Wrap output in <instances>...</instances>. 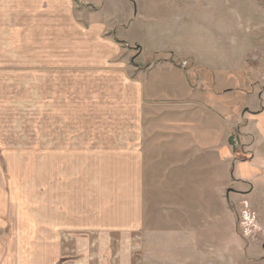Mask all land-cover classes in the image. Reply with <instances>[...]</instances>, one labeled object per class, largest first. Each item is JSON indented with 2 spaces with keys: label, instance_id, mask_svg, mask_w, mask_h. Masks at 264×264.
<instances>
[{
  "label": "rangeland",
  "instance_id": "obj_1",
  "mask_svg": "<svg viewBox=\"0 0 264 264\" xmlns=\"http://www.w3.org/2000/svg\"><path fill=\"white\" fill-rule=\"evenodd\" d=\"M68 6L63 32L69 38L68 75L51 73L60 68L35 70L32 76L24 74L29 70H0V163L10 192L15 165L24 175L25 209L43 210L45 131L51 117L64 115L70 132L103 126L91 118L106 121L111 114H125L110 97L109 85L125 78L150 82L156 69H162L158 79L176 84L170 93L184 96V80L170 77L168 70L187 78L208 105L217 124L205 136H224L229 183H218L217 170L214 175L204 170L210 156L183 153L192 141L185 131L191 121H183L177 129L185 133L170 141L166 133L177 130L171 129L173 120L150 112L148 130L162 132L152 137L147 151L142 240L147 258L158 264H264V0H69ZM130 8L132 18L126 12ZM94 22L106 27L92 30ZM98 33L102 43L95 53L83 36ZM114 46L116 56L108 60ZM66 79L68 90L62 89ZM18 101L21 106L15 105ZM217 154L214 150L213 160ZM187 160L192 163L184 169ZM210 214H219V220L207 218ZM217 224L239 237V248L224 250L222 256L210 247L200 249L202 232ZM2 235L7 239L9 228Z\"/></svg>",
  "mask_w": 264,
  "mask_h": 264
},
{
  "label": "crops",
  "instance_id": "obj_2",
  "mask_svg": "<svg viewBox=\"0 0 264 264\" xmlns=\"http://www.w3.org/2000/svg\"><path fill=\"white\" fill-rule=\"evenodd\" d=\"M52 2L57 5L52 6ZM68 5L69 0H0V70H29L24 74L32 76L35 70L60 68L51 73L68 75L64 70L69 67V38L63 35L68 28L64 25L68 23ZM131 8L129 12L125 10L130 18ZM117 13L122 14V10ZM104 27L103 23L94 22L92 30L99 32ZM100 36L99 33L84 35L83 42L96 53V45L102 43ZM112 49L108 60L116 56L115 46ZM99 57L102 61L105 55ZM49 61L52 66H48ZM161 70L152 71L150 82L125 78V82L110 84V97L115 99L118 111L125 109V114H111L106 121L96 116L91 118L103 126L70 132L64 115L60 120L51 117V127L45 131V185L44 198L40 201L44 203L43 210L25 209L21 167L12 168L10 192L4 163H0V264H158L157 260L147 258L142 242L146 224L148 143L155 134L160 138L162 132L151 134L148 130L150 112L167 122L173 120V130L180 128L183 121H191L185 131H190L188 137L192 141L183 153L210 156L204 170L211 169L213 175L217 170L218 183H229V157L222 152L227 150L224 136L214 139L205 136L217 124L207 112L208 105L198 98L187 78L166 69L170 77L184 80L187 90L184 96L170 93L176 84L158 79ZM27 81L20 79L21 83ZM68 83L66 79L62 89L68 90ZM64 96L68 98V94ZM60 102L61 108L65 107ZM20 103L15 105L21 106ZM57 104L50 106L56 108ZM180 133L185 132L177 129L166 135H171L172 141ZM158 143L153 145L157 147ZM2 144L0 140L1 147ZM190 148H196L197 153L186 152ZM214 150L219 154L213 160ZM191 163L187 160L184 169ZM190 181L195 183L193 179ZM218 215L206 217L212 219ZM6 228L10 235L4 239L2 233ZM210 231L202 232L204 241L199 242L200 249L210 247L222 256L224 250L239 248V237L234 232H225L220 224L217 229L210 227Z\"/></svg>",
  "mask_w": 264,
  "mask_h": 264
}]
</instances>
